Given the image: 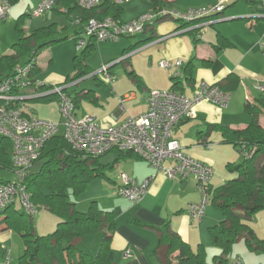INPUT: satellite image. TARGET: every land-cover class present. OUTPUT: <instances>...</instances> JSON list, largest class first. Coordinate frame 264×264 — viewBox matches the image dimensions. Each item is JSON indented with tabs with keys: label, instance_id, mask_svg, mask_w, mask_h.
Segmentation results:
<instances>
[{
	"label": "crops",
	"instance_id": "0c3cea01",
	"mask_svg": "<svg viewBox=\"0 0 264 264\" xmlns=\"http://www.w3.org/2000/svg\"><path fill=\"white\" fill-rule=\"evenodd\" d=\"M20 1L21 4L25 2L24 8L29 10L27 13L38 3V0ZM218 3L225 4L224 10L201 21L185 22L165 15L145 32L125 36L126 39L111 51L101 49L102 45L97 44L99 40L94 41L92 50L100 45L101 64L117 59L108 70L112 77L110 81L105 78L106 75L103 78L102 75L99 77V74H92L95 72L92 69L93 55L90 57L92 52L87 57L89 72L78 79L64 83L72 75L55 69L41 78L39 73L53 64V57H50L45 67L38 61L39 71L36 76L50 86L69 84L67 89L75 99L76 114H91L101 125L110 126L129 116H137L147 111L151 90L172 89V78L176 69L162 67L160 62L166 59L172 62L182 60L183 75L180 79L183 82L176 90H172L191 97L197 85L204 81L218 84L230 93L227 107L201 101L195 106L194 116L183 119L173 131V137L179 141L184 152L213 166L211 186L215 189L233 176L228 164L236 163L238 153H241L234 144L224 141L220 126L245 129L253 118L246 109L247 103H264V91L257 86L259 82H264V5L261 0H165L164 4L165 9L186 12L193 7ZM121 5L123 13L120 18L123 21H130L154 11L152 0H128ZM50 11L67 16L70 24L74 26L73 36L84 33L85 23L69 13L68 7L56 4L55 9ZM97 12L100 13V9ZM217 16H222L223 19L215 20ZM52 23H56L59 29L58 21L50 24ZM67 26L68 24L63 27ZM77 39L79 38L76 36L72 40V53L75 52V44L78 45L81 40L76 43ZM2 55L4 54L0 56ZM189 63L192 69L190 79L184 75V69ZM118 64L121 65L120 68L111 69ZM28 102H32L27 103L30 106L29 113L40 118L61 121L55 97ZM259 120L264 127V115ZM99 163L104 166L105 176L94 178L89 183L96 187L102 185L104 191L94 195L93 191H87V187L85 192L91 196L88 199L97 201L101 208L117 213L118 225L111 242L115 264H164L167 247L160 244V232L157 228L166 222H170L173 230L193 249L201 243L205 247L212 243L211 237L208 238L209 226L223 215L220 210L210 206L211 201L200 221L190 216L189 205L199 199L197 181L193 176L167 177L144 158L121 157L117 150H111L99 157ZM173 163V160L167 159L163 165L171 166ZM109 169L116 170L115 176L108 173ZM122 172L129 174L138 183L151 178L147 192L139 201L132 202L118 193V186L122 184ZM75 206L79 211L88 210L85 203L81 207L77 203ZM14 231L5 224H0V264L4 263L7 252L11 260L8 245L16 242ZM102 239L103 232H98L84 236L81 242L97 254ZM126 250L131 252L129 257L124 256Z\"/></svg>",
	"mask_w": 264,
	"mask_h": 264
},
{
	"label": "trees",
	"instance_id": "16d2710c",
	"mask_svg": "<svg viewBox=\"0 0 264 264\" xmlns=\"http://www.w3.org/2000/svg\"><path fill=\"white\" fill-rule=\"evenodd\" d=\"M9 1L14 5L20 0ZM152 3L154 11L165 8V0H152ZM56 4L68 7L69 13H73L76 19L85 24L98 15L121 20L123 13L122 5L112 0H105L91 9L82 8L78 0H56ZM98 9L100 13L97 12ZM16 28L19 37L12 45V52L0 56V83L6 78L13 77L18 67L32 64L29 88L14 84L12 93L32 94L51 89L53 86L45 82L42 85L38 83L40 80L36 76L39 71L38 56L47 46L60 42L67 36L59 34L56 23L38 27L28 33L23 26L22 15L18 19ZM94 41L95 38H89L81 55L74 57L76 73L73 77L69 76L64 83L78 79L89 72L87 57L94 47ZM191 71L189 63L184 69V75L188 79L192 77ZM132 74L137 77L134 72ZM172 79L174 81L172 89L176 90L183 81L175 75ZM51 97L57 99V94L30 97L24 103ZM246 109L253 118L245 129L220 126L224 141L234 144L244 154V161L239 164H228L230 171L236 173L235 176L233 175L234 177L221 186L212 188L211 201L224 216L219 223L209 226L212 243L222 249V254L214 257V264H227V256L242 234L246 236L250 248L264 249L254 229L245 221V218L250 217L257 209L264 208V127L259 120L260 116L264 115V103L248 102ZM30 115L34 114L30 113ZM11 150V140L2 137L0 141V181L2 182H11L4 177L2 171L14 172ZM112 150H117L121 157H141L134 151L115 148ZM101 156L86 155L75 149L60 133L46 142L38 159L43 160L42 165L35 171L30 168L24 179L34 211L28 212L25 209L20 211L15 203L0 210V224L3 223L15 230L23 239L24 251L17 264L116 263L111 246L118 225L116 211L101 208L97 201H92L87 211H79L75 206L76 201L72 198L82 195L92 179L105 176L104 166L99 163ZM36 206L48 209L59 218L54 231L47 234L36 233L32 220ZM157 229L160 232V244L167 247L164 264H210L207 261L204 244L201 243L193 249L179 233L173 230L170 222ZM98 232H103V239L98 253L94 254L81 242V239L88 234Z\"/></svg>",
	"mask_w": 264,
	"mask_h": 264
},
{
	"label": "built area",
	"instance_id": "2783aa9c",
	"mask_svg": "<svg viewBox=\"0 0 264 264\" xmlns=\"http://www.w3.org/2000/svg\"><path fill=\"white\" fill-rule=\"evenodd\" d=\"M104 1L78 0V3L82 8L91 9ZM112 1L123 4L128 0ZM261 1L264 5V0ZM55 5L56 0H38L37 5L30 10L29 14L34 17L44 16ZM12 6L9 0H0V22L9 18ZM224 7L225 4L218 3L205 7H193L186 12L164 8L160 11L145 13L130 21L111 16L94 17L86 22L84 33L87 37L82 38L78 46L84 47L89 38L99 41H116L125 36H134L145 32L155 21L165 15H171L185 22L201 21L221 13ZM218 19H223V17L215 18V20ZM262 52L264 54V44H262ZM112 63L102 65L99 70V72H104L103 78L106 75L105 78L108 81L112 80L108 73ZM160 65L175 67L174 75L177 77L183 75L181 72L183 62L180 59L175 62L162 60ZM31 69L32 64L20 66L13 77L6 78L0 83V134L11 140L12 164L18 177L15 182L0 181V210L15 203L19 198L26 211H34L33 203L24 185L25 176L39 159L46 142L57 134L60 125H63L65 128L63 135L68 142L86 155L101 156L114 148L134 151L167 177L193 176L197 181L199 199L189 205L188 213L198 221L203 218L212 197L213 166L184 152L179 141L173 137V131L183 119L194 116L195 106L201 101L227 107L230 100V93L227 90L218 84L204 81L197 85L191 97L172 89H153L149 92L147 111L137 116H129L118 124L103 126L91 114L81 116L76 114L75 99L67 91L69 84L56 85L49 90L32 94L12 93L14 84L29 88ZM92 74L98 75V72ZM38 83L39 85L44 84L42 80ZM257 86L264 91V82H259ZM50 93L57 94L60 122L30 115V106L24 103L30 97ZM18 101H20L19 104H17ZM167 159L173 160V165L164 166L163 163ZM121 178L122 184L118 186V193L132 202H137L144 196L151 181L150 178L138 183L126 172L121 173ZM130 255V250H126L124 256L129 257ZM3 264H10L8 252ZM236 264H242L241 258L237 259Z\"/></svg>",
	"mask_w": 264,
	"mask_h": 264
},
{
	"label": "rangeland",
	"instance_id": "374dc122",
	"mask_svg": "<svg viewBox=\"0 0 264 264\" xmlns=\"http://www.w3.org/2000/svg\"><path fill=\"white\" fill-rule=\"evenodd\" d=\"M21 2L22 1L14 4L9 18L0 23V55L9 53L10 51H12V44L15 41H17L19 37L16 25L21 15H23V26L26 28V31L28 33L38 27H41L43 25H48L53 21H58V25H59L58 32L60 33L61 36L67 35L68 37L63 39L60 42L47 46L42 51V53L40 54V58H39L40 64L43 65L42 67H45L48 64L50 57L51 58L53 57L54 61H53V64H51L49 67L43 68L41 72L39 73V76L43 78L44 75H46L47 73L55 69V70H61L65 74L70 73V75H72L73 77L74 75L73 57L75 55H81L83 47H80L75 44L76 49H75V52L72 53L71 51L72 40L73 38H76L77 36V38L79 39L76 40V43L79 42L80 39L87 37L85 33H81V34H77L73 36L74 26L70 24L67 16H65L64 14H59L56 11H50L49 13L41 17H34L32 15H28L26 13L29 10L24 8L25 2L22 4ZM151 12H154V11H150L147 13H151ZM66 24H68L67 28L63 27ZM124 39H126V37H122L120 38V40H117V41H109V40H106L104 42L99 41V43L97 44L102 45L101 49H105V51L107 50L111 51L115 49L116 47H118V44L121 43L122 40ZM99 50H100V45L97 46L96 49L91 51L92 53L90 57L93 55L91 57L92 65H93L92 69L95 72H98L99 77H100L101 75L102 76L104 75V72H99V70L101 69L103 65L101 64V61H100L101 55L99 53ZM115 60L117 59L109 61L106 64H110ZM120 67L121 65L118 64L112 67L111 69H118ZM32 102H28V103L31 104ZM64 131H65V128L63 125H61L58 130V133L64 134ZM2 137L4 136L0 134V141L2 140ZM238 154H239V157L237 158L236 163L239 164L244 161V156L240 152ZM42 163H43V160H38L37 162H35L33 166L31 167L32 171L38 170L40 166L42 165ZM225 170L228 172L227 167L225 168ZM108 173H111L115 176L116 170L109 169ZM2 174L4 175L5 178L13 182L18 180L16 173L13 171L4 170L2 171ZM235 174H236L235 172H231V176L232 175L235 176ZM96 182L99 183V181H96ZM90 183H89L87 191L89 192L93 191L94 195H99L103 193L104 190H103L102 185H98L96 187L95 185H91ZM90 197H91L90 194L88 192H85L79 197H76V198L72 197V198L73 200L76 201V203L78 204V207H81V204L85 203L87 204V209H89V206L92 201L91 199H88ZM86 198L88 200H86ZM15 206L20 211L24 210L23 204L21 203L19 198H17ZM210 206H213L212 208L215 210L216 209L219 210L218 207L214 205L213 203H211ZM221 217L223 218L224 216H221ZM220 218L217 222L213 224L219 223L222 220V219L220 220ZM32 220H33L34 229L36 233L38 234H47V233L54 231L57 223L59 222V218L54 213H52L51 211H49L48 209L42 206L35 207V212L32 215ZM245 221L254 229L259 241L263 243L264 245V208L257 209L255 212H253L250 215V217L245 218ZM14 234L16 236V242L8 245L9 249L11 250V260H10L11 264H17L19 257L22 255L24 251V245H23V241L20 235L15 231H14ZM208 238H210L209 234H208ZM210 241H211V238H210ZM206 250H207V261L210 264H214V257L216 255L222 254V249L219 246L214 245L213 243H209L206 246ZM227 257H228L227 264H235L238 258L242 259V262H243L242 264H264V249L262 248L254 249V247L250 248L246 242V236L242 234V236H240L239 239L234 244L232 250L230 251Z\"/></svg>",
	"mask_w": 264,
	"mask_h": 264
}]
</instances>
